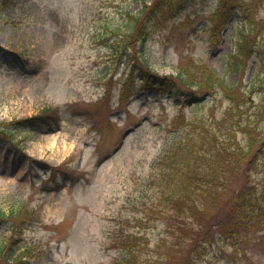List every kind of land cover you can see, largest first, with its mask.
<instances>
[{"label":"rangeland","instance_id":"374dc122","mask_svg":"<svg viewBox=\"0 0 264 264\" xmlns=\"http://www.w3.org/2000/svg\"><path fill=\"white\" fill-rule=\"evenodd\" d=\"M219 1L168 4L157 26L145 24L147 34L135 44L136 53L123 50L117 40L127 32L130 16L141 10L140 0L0 5V123L48 116L46 123L21 126L0 141V210L7 215L24 202L35 212L16 230L9 220L0 224V248L5 247L4 255L16 254L14 264H121L128 249L137 264L158 262L154 246L165 230L162 219L176 213L164 200L158 162L178 136L171 126L182 125L173 118L182 113L219 120L228 102L217 93L184 105L176 97L142 90L138 80L125 85L130 63L144 62L159 76H175L192 59L228 83L242 82L264 134V0L236 1L249 5L263 25L255 26L246 70L232 73L226 62L247 27L237 10L213 38L209 14ZM44 138L55 141L40 153ZM63 142L73 148L59 156ZM261 178L256 174L253 181ZM200 261L264 264V230L252 232L241 245L222 241Z\"/></svg>","mask_w":264,"mask_h":264},{"label":"trees","instance_id":"16d2710c","mask_svg":"<svg viewBox=\"0 0 264 264\" xmlns=\"http://www.w3.org/2000/svg\"><path fill=\"white\" fill-rule=\"evenodd\" d=\"M13 1L0 0V5L3 8L14 6ZM173 1L177 0H140L141 10L137 16H130L131 25L121 34L120 42L117 40L122 49L136 53L135 44L147 34L145 24L157 26L159 22H154L167 14L162 10ZM236 1L220 0L209 15L214 38L234 11L243 13L242 21L247 28L245 32L240 31L236 50L228 56L226 69L230 73L246 70L254 53L251 41L255 26L263 25L254 20L249 5ZM148 67L144 62L130 63L124 84L138 80L142 90L176 97L184 105L198 103L217 93L228 102L219 120L191 119L182 113L174 117L173 121L182 123L179 127L171 126L178 136L158 160L165 180L164 200L167 204L173 203L176 213L162 219L165 230L154 246L158 254L156 264H199L213 246L222 241L241 245L252 232L264 230V134L256 125L257 112L252 111L251 92L242 82L228 83L205 63L197 64L192 59L175 76H159ZM188 67L189 70H185ZM46 120L48 116L39 114L0 123V141H8L11 131L21 126H39ZM259 173L262 178L256 183L253 176ZM33 215L34 210H28L22 203L7 215L0 210V224L9 220L16 230L26 216ZM135 238L143 240L136 234ZM14 244L12 240L8 249L13 251ZM4 251L5 247H1L0 264H14L19 260L16 254L4 255ZM135 257L128 249L121 257V264H137Z\"/></svg>","mask_w":264,"mask_h":264},{"label":"bare ground","instance_id":"6f19581e","mask_svg":"<svg viewBox=\"0 0 264 264\" xmlns=\"http://www.w3.org/2000/svg\"><path fill=\"white\" fill-rule=\"evenodd\" d=\"M43 140L45 141V145L39 146L38 151H40V153L47 147L46 145L52 144L55 141L53 138H51V141H49L50 139H48V138H46V139L44 138ZM62 144H64L62 147L63 149L60 148L58 150L59 156H65L66 153H68L73 148L72 143L69 144V143L63 142Z\"/></svg>","mask_w":264,"mask_h":264}]
</instances>
